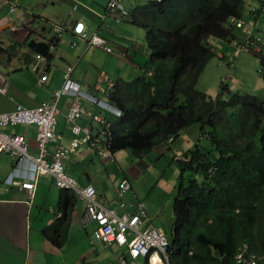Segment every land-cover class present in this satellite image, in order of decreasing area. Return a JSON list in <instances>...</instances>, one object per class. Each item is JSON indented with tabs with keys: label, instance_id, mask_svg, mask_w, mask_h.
Returning a JSON list of instances; mask_svg holds the SVG:
<instances>
[{
	"label": "trees",
	"instance_id": "trees-1",
	"mask_svg": "<svg viewBox=\"0 0 264 264\" xmlns=\"http://www.w3.org/2000/svg\"><path fill=\"white\" fill-rule=\"evenodd\" d=\"M36 2L38 8L46 7L45 1ZM137 4L129 8L128 20L145 29L149 56L142 69H152L153 75L115 81L108 99L121 108L122 115L112 121L110 136H103L107 147L111 152L128 149L147 155L170 137L171 143L178 139L185 127L200 124L208 146L196 143L178 159L169 264H235L242 243L261 255L264 98L244 92L239 80L224 73L218 75L223 77L217 84L218 102L209 92L216 77L209 88L197 85L216 57L208 37L230 39L232 31H241L245 46L257 53L260 68L254 82L264 83V32L256 31L261 22L264 27V20L260 22L264 0H142ZM231 17L240 19L241 27L230 25ZM221 58L227 64L232 60ZM74 200L71 191L60 189L58 206L63 213L50 227L51 233L45 234L55 244L62 241L64 212ZM137 202L141 201L125 204L135 212Z\"/></svg>",
	"mask_w": 264,
	"mask_h": 264
},
{
	"label": "crops",
	"instance_id": "crops-1",
	"mask_svg": "<svg viewBox=\"0 0 264 264\" xmlns=\"http://www.w3.org/2000/svg\"><path fill=\"white\" fill-rule=\"evenodd\" d=\"M57 1L61 6L71 10V16L58 17L57 7L38 8L36 0H11L10 2H15V8L12 11L7 8V11L1 12L0 88L5 87L0 90V113L11 111L17 104L31 108L43 102H52L54 88H58L63 81L62 69L69 64L76 63L70 77L79 82L84 90L91 89L101 71H105L114 80L132 78L140 74L137 67L119 61L101 49L88 48L86 41L72 31V25L75 20L82 21L89 32L96 31L107 38L115 48L128 49L136 62L143 63L148 52L140 28L127 20L117 22L110 14L104 17L108 0ZM73 1L78 5L76 10L72 8ZM141 1L129 0L133 6ZM2 2L4 3V0ZM51 4L55 5L52 2ZM7 5L9 6V3ZM56 23H60L63 28L58 32L59 35L51 26ZM32 32H38L40 38L33 39ZM237 33L233 31V36L227 40L208 39L216 47V57L220 58V55L232 57L233 69L240 59L246 57L243 53L238 56L232 55L235 43L244 37L241 31ZM30 42H33V45H30ZM133 42L136 43L135 48H132ZM40 46L43 47L39 48ZM36 53L41 54L43 58L36 60ZM212 64L214 65V62ZM215 64L219 65L217 62ZM44 72L48 75L47 80L40 83L38 77ZM230 72L233 70L228 72L226 70L225 75ZM220 76L210 88L209 92L212 94L219 93L217 84L223 78ZM245 90L244 87V92ZM251 90L264 98V83L261 80L257 85L253 82ZM109 93V90L106 93L97 91L95 95L102 102H107ZM73 99L71 95L60 96L57 101L58 112L55 114L56 131L61 135L59 144L68 147L72 138L80 140L76 152L67 156L66 174L76 179L77 187L80 189L92 184L98 199L119 214L134 212L131 211L129 204L123 206L118 204L116 198L117 184L126 178L130 183V189L122 199L125 202L140 200L148 217L143 225L157 226L156 222L161 221L167 226L171 225L169 231L171 236L173 207L167 208V212L163 207L166 200L170 199L171 189H168L169 193L162 195L158 201V194L152 196V193L159 185L154 184L149 192L144 194L145 189L139 187L137 180L143 174V161L148 163L149 160L152 163L158 156H166L165 151L172 152V155L180 153L183 156L185 150L195 146L191 141L198 140L199 137L208 142L209 139L203 134L201 125L195 123L185 127L178 139L171 144L165 142L157 145L147 155H135L128 149H121L112 152L111 156L104 157L97 151L100 147L99 142L94 145L97 147L95 148L82 140L85 136L83 129L78 136L72 132L71 123L66 120L65 114ZM82 108L84 112L79 123L82 126L86 123L91 124V134L94 136L98 133V125L91 120L90 115L100 114L104 118L110 115L87 100H83ZM112 119L114 120V117ZM2 131L25 136L29 141V153L37 154L36 130L33 125L7 126ZM49 148L50 151L54 150V147ZM175 175L172 173L169 179L175 180L173 177ZM26 181L35 184L30 198L20 187V184ZM59 200L60 188L55 186L51 175L35 176L33 166L28 160L15 163L7 153H0V264H106V262L110 264L112 259L116 260L123 253L122 248L115 244L109 245L94 237L93 232L96 228L94 222L83 225L85 199L77 196L73 206L64 212L66 227L62 241L55 244L49 240L45 234L51 233L50 227L57 223V219L63 213L59 210Z\"/></svg>",
	"mask_w": 264,
	"mask_h": 264
},
{
	"label": "built area",
	"instance_id": "built-area-1",
	"mask_svg": "<svg viewBox=\"0 0 264 264\" xmlns=\"http://www.w3.org/2000/svg\"><path fill=\"white\" fill-rule=\"evenodd\" d=\"M117 7L118 3L114 1L110 4ZM122 13L125 9L121 6L117 7ZM63 70V81L58 88H54V100L52 102H43L35 107L27 108L17 104L14 109L9 112L0 113V153H7L12 160L16 162L28 160L32 166L35 176L51 175L54 179L56 187L67 189L74 193L75 196L83 198L86 201L85 209L82 213V223L87 225L90 222H96L94 237L101 239L110 245L122 247L128 255L136 257L142 255L149 256V259L158 258L163 264L168 263L169 243L164 231L155 226L144 227L147 214L142 208L141 202H137L135 212L116 213L114 209L106 207L98 201L94 187L90 184L80 189L77 187L75 178L69 176L65 172V161L69 153L76 152L79 146V138H72L70 145L64 147L59 144L61 135L56 131L55 114L58 112L57 101L62 95H71L74 97L72 105L65 114V118L71 123V130L75 136H78L83 129L85 136L83 141H88L91 145H96L99 138L92 136L91 124L81 125L79 120L83 115L82 102H88L97 105L106 111L109 116L104 118L100 114L90 115L91 120L98 125V133L104 136H110V126L114 119L121 115V110L109 103L102 102L95 95L96 91L106 93L112 84L104 81L102 75L92 86L90 90L81 89L80 84L71 79V66L65 67ZM47 73L44 72L38 77V81L43 83L47 80ZM0 90H3L1 87ZM116 116V117H115ZM12 125H33L36 130L35 142L37 146V154L29 153V141L20 134H11L2 131L3 128ZM49 147H54L50 151ZM103 156H108V152H103ZM21 189L32 197L34 190L33 183L28 181L21 184ZM130 189V183L123 178L117 187L118 202L121 206L125 204L119 198ZM60 214H58L59 216ZM236 264H256L257 257L254 253L249 252L248 246L243 245L235 256ZM127 259L123 255L117 260L116 264H126Z\"/></svg>",
	"mask_w": 264,
	"mask_h": 264
},
{
	"label": "rangeland",
	"instance_id": "rangeland-1",
	"mask_svg": "<svg viewBox=\"0 0 264 264\" xmlns=\"http://www.w3.org/2000/svg\"><path fill=\"white\" fill-rule=\"evenodd\" d=\"M45 1V6L48 9H57L58 14L57 16H71V10H69L68 8H66L65 6H61L60 2L57 0H43ZM52 3H55V5H52ZM74 2V1H73ZM77 3L74 2V4H72V8H76ZM7 8H9V6L7 4H4L2 2V0H0V15H2L1 12H5L7 11ZM264 19L262 18L260 20L263 21ZM60 21L62 22V19L60 18ZM108 21H112V20H108ZM256 31L259 34H263L264 32V27H263V22H261V24H258L256 27ZM140 30V29H139ZM140 34H142V40L144 41V34L145 31L144 29H142L140 31ZM246 54H248L244 59H240V62L238 63V65L236 66L235 69H233V64H231L232 60H230V64H227L225 59L222 58H216L214 57V61L210 62L209 68L206 69L205 74L200 78V80L198 81V85L197 88L202 89V88H206L209 86V84L212 82L213 78L218 77L219 73H226V70L228 72L229 69H232L233 72L228 73V77L232 76V79L235 78V81L240 82V84H243V86L246 88V92L249 94H254L257 95L255 91L251 90L252 86H253V82L256 78H258L259 76V68H260V63L257 57V53L254 52L253 50H249L246 52ZM212 62H217L219 65H216L217 67L212 68ZM80 67V66H79ZM61 79V78H59ZM221 92L217 93L214 95V100L216 101L217 96L220 94ZM219 98V97H218ZM208 120V118L206 119ZM192 144H196L199 143L202 147H205L208 142L204 139L202 140L201 137H199L198 140L191 141ZM166 156H158L156 159L153 160V162L151 163L148 160V163H145L143 161V174L138 178V182H139V187L144 188L145 192L144 194H146V192H149L150 188L154 185V184H158L159 187L157 189H154L153 194H158V201L159 199L162 197V195H164L165 193H169L168 189H171L170 191V199L166 200V204L163 206L165 208V212H167V208L172 207L173 206V201H174V197L176 195V178H178V174L180 173V167L178 164V159L174 158V155H172V152H167L165 151ZM179 155V154H178ZM172 173H175L176 175L173 176L175 177V180H170L169 177ZM137 187V186H136ZM127 196V195H126ZM156 198V197H155ZM157 200V198H156ZM156 224H158L157 226H161V228L167 233V236L169 237V231H170V226H167L164 223H161V221L156 222ZM144 225L141 226V228H143ZM113 252V249H111L110 253ZM143 258L139 257L137 260H135L132 264H142L143 263ZM115 261H113V259L111 260L110 264L114 263ZM107 264V262H106Z\"/></svg>",
	"mask_w": 264,
	"mask_h": 264
},
{
	"label": "clouds",
	"instance_id": "clouds-1",
	"mask_svg": "<svg viewBox=\"0 0 264 264\" xmlns=\"http://www.w3.org/2000/svg\"><path fill=\"white\" fill-rule=\"evenodd\" d=\"M11 0H4V4H7V3H9V8H10V10L12 11L14 8H15V2H10ZM114 1H116L117 3H118V6H121L122 8H123V10L125 9V13H122L121 12V10L120 9H118L117 7H112L110 4L111 3H113ZM154 1H157V2H160L161 0H154ZM82 5V4H81ZM78 6V5H77ZM77 6H76V8H77ZM131 7H133V5H132V3H130L129 2V0H108L107 1V3H106V6H105V9H106V12H105V15H104V17L107 15V14H110V15H112L113 17H114V19H115V21H117V22H119V21H121V20H127L129 23H131L129 20H128V17H129V8H131ZM73 10H76L75 8H73ZM132 24V23H131ZM229 24L230 25H236V27H241V25H242V21L240 20V19H238V18H233V17H231L230 19H229ZM132 25H134V24H132ZM51 26H53L52 27V29H53V31L57 34V35H59L58 34V32H61L62 30H63V28H62V26H61V24L60 23H56V24H52ZM134 26H136V25H134ZM136 27H138V28H140V30H142V29H144L143 27H140V26H136ZM57 31V32H56ZM72 31L77 35V36H79L81 39H83L84 41H86V45H87V47L88 48H98V49H101L103 52H105L106 54H108V55H111L112 57H114V58H116L117 60H119V61H123V62H125V63H127V64H129V65H132V66H135V67H137L139 70H140V74H144L145 76H147V77H151L152 75H153V71H152V69H150V68H148V69H142V66H144L146 63H147V61H148V56H149V51H148V48H147V46H146V43H145V40H144V43H145V48H146V50H147V52H148V54H147V59H146V61L145 62H143V63H138V62H136L134 59H133V57H132V55L130 54V52H129V50L128 49H125V48H121V47H118V48H115V46H112V44H111V42L107 39V38H105L104 36H102V35H100V34H98L96 31L95 32H89L88 30H87V28H86V25L82 22V21H78V20H75L74 21V23H73V25H72ZM144 31H145V29H144ZM145 34H146V32H145ZM145 34H144V39H145ZM232 34H233V31H232ZM32 38L33 39H35V38H40V35H39V33L38 32H32ZM209 38H212V37H208V39ZM208 39H207V41H208ZM231 39V38H230ZM227 40V39H226ZM72 44L74 45L75 43L74 42H72ZM135 42H133V45H132V48H135ZM257 51H259L258 50V48H255ZM214 52H216L215 51V47H214ZM247 51H249L248 50V48L245 46V43H244V39L242 38V39H240V41H238V42H236L235 43V45H234V47H233V53H234V55H239V54H241V53H243V54H245L246 56L248 55V54H246V52ZM223 55H220L219 57L221 58ZM35 57H36V60L37 59H41V58H43V56L41 55V54H39V53H36L35 54ZM75 64L76 63H73V64H69V65H67V66H71V72H72V69L74 68V66H75ZM67 66H65V67H67ZM65 67H63V69L65 68ZM233 67H234V64H233ZM231 70V69H230ZM140 74H138V75H140ZM102 75V78H105L104 79V81L105 82H107V83H110V84H112V86H110L109 88H107V90H109V91H111L112 90V88H113V85H114V83H115V81L116 80H114L111 76H109L105 71H101V72H99V74H98V76H97V79H96V81L98 80V78H99V76H101ZM138 75H136V76H134V77H137ZM134 77H132V78H134ZM132 78H130V79H132ZM72 79V78H71ZM124 79V78H123ZM75 81V80H74ZM95 81V82H96ZM77 82V81H76ZM78 84H80L79 82H77ZM95 84V83H94ZM93 84V85H94ZM2 87H5V86H2ZM92 88V87H91ZM81 89H83L82 87H81ZM97 92V91H96ZM221 94V93H220ZM219 94V95H220ZM220 97H221V95H220ZM219 97V98H220ZM53 98H54V94H53ZM219 98H218V100H219ZM101 100V99H100ZM218 100L217 101H215V102H218ZM264 100V99H263ZM107 101V100H106ZM107 102H109V103H111L110 101H109V99H108V101ZM111 104H113V103H111ZM113 105H115V104H113ZM116 106V105H115ZM118 107V106H117ZM27 108H30V107H27ZM119 108V107H118ZM14 109V108H13ZM120 110H121V108H119ZM7 112H9V111H7ZM121 115H122V111H121ZM120 115V116H121ZM120 116H118V117H120ZM116 117V116H115ZM118 117H116V118H118ZM208 117H206L204 120L205 121H207L206 119H207ZM12 126H14V125H12ZM16 126V125H15ZM18 126V125H17ZM92 133V132H91ZM92 136H93V134H92ZM104 135L103 134H100V133H97L96 135H94V137H98L99 138V140L100 141H98L99 143H100V147L99 148H97L96 146H94V145H91V146H94L95 148H97V151H98V153L99 154H101L102 155V153L103 152H108L109 153V155L108 156H111V151L109 150V148L107 147V144H106V139L103 137ZM109 139V138H108ZM171 141H172V137H170L169 138V140L167 141V142H169L170 144H171ZM85 142H87L88 143V141H85ZM209 142V141H208ZM79 144H80V140H79ZM89 144V143H88ZM79 147V146H78ZM72 153H75V152H72ZM104 157H107V156H104ZM176 158L177 159H182L183 158V156L181 155V154H179V155H177L176 156ZM14 161V160H13ZM29 182V181H28ZM23 183V182H22ZM21 183V184H22ZM30 183H33V185H34V187H35V184H34V182H30ZM21 184H20V187H21ZM90 185H92V184H90ZM93 186V185H92ZM94 187V186H93ZM61 189V188H60ZM24 190V189H23ZM94 190H95V188H94ZM95 192H96V190H95ZM96 195H97V192H96ZM97 199H98V196H97ZM98 201L99 202H101L99 199H98ZM117 202H118V198H117ZM102 203V202H101ZM85 204H86V201H85ZM103 204V203H102ZM118 204H119V202H118ZM84 209H85V207H84ZM146 213V212H145ZM147 219H148V217L146 218V221L145 222H147ZM93 222V221H92ZM95 224H96V222H94ZM150 226H154V225H148V226H143V228L144 227H150ZM155 227H158V226H155ZM159 228H161V227H159ZM96 229V228H95ZM162 229V228H161ZM163 230V229H162ZM164 231V230H163ZM164 233H165V235H166V237H167V239H168V243L170 242V239H171V236L169 235V237L167 236V233L164 231ZM172 233V232H171ZM93 235H94V233H93ZM170 244V243H169ZM247 245L248 246V244L247 243H242L238 248H237V251H236V253H235V255H234V263L236 264V262H235V256H236V254L239 252V250H240V248L243 246V245ZM110 245V244H109ZM115 246H117V245H115ZM118 248H122V247H119V246H117ZM248 250H249V252H252V253H254L255 254V256L257 257V263L256 264H259V262L261 261V260H264V253L263 254H257L255 251H253L249 246H248ZM122 251H123V253H121L120 255H119V257L116 259V260H113V261H115L114 263H112V264H116V262H117V260H119L120 259V257L123 255L124 257H126V259H127V263L126 264H132L135 260H137L139 257H142L143 258V263L144 262H147V264H151V259H149V256H146V257H143L142 255H139V256H136V257H131V255H128V253L127 252H125V250L122 248ZM168 251H169V249H168ZM154 259H156L157 261H158V264H163L162 262H160L159 260H158V258H154ZM142 263V264H143ZM168 263H169V260H168Z\"/></svg>",
	"mask_w": 264,
	"mask_h": 264
},
{
	"label": "bare ground",
	"instance_id": "bare-ground-1",
	"mask_svg": "<svg viewBox=\"0 0 264 264\" xmlns=\"http://www.w3.org/2000/svg\"><path fill=\"white\" fill-rule=\"evenodd\" d=\"M152 263H153V264H158V261H157L156 259H152V260H151V264H152Z\"/></svg>",
	"mask_w": 264,
	"mask_h": 264
},
{
	"label": "water",
	"instance_id": "water-1",
	"mask_svg": "<svg viewBox=\"0 0 264 264\" xmlns=\"http://www.w3.org/2000/svg\"><path fill=\"white\" fill-rule=\"evenodd\" d=\"M46 44V43H45ZM30 45H33V42H30ZM47 46V45H46ZM43 46H40L39 48H42ZM221 95V94H220ZM220 95L217 96L216 101L218 100V97H220Z\"/></svg>",
	"mask_w": 264,
	"mask_h": 264
}]
</instances>
